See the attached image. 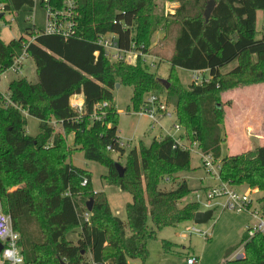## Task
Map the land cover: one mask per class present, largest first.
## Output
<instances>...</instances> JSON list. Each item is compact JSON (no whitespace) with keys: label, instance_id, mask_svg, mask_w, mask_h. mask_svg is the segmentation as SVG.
<instances>
[{"label":"trees","instance_id":"16d2710c","mask_svg":"<svg viewBox=\"0 0 264 264\" xmlns=\"http://www.w3.org/2000/svg\"><path fill=\"white\" fill-rule=\"evenodd\" d=\"M75 37L31 35L27 48L38 79L11 81L10 101L39 122L35 137L26 135V118L13 107L0 106V207L20 234L25 264H146L147 242L163 228L190 222L199 207L182 203L193 190L177 174L191 170V154L172 149V140L153 138L126 150L118 145L119 114L113 104L116 85L132 88L127 111L136 112L148 94L163 95L173 107L185 134L199 143L205 154L219 159L222 182L234 188L256 189L264 202V146L234 156L221 157L223 111L221 94L241 86L264 83V28L257 38L256 14L264 11V0H175L179 6L171 20L156 14L163 0H74ZM5 12L32 8L33 0H0ZM176 29L173 50L167 63V83L162 84L145 64L110 63L100 46L99 35L115 34L118 46L131 44L143 53L151 39L169 28ZM24 37L0 40V71L8 69L20 55ZM235 64L228 73L222 71ZM177 69L206 71L208 83L182 86ZM82 97L84 112L78 116L70 98ZM107 103L101 120H91L96 105ZM72 135L71 146L67 137ZM110 148V149H108ZM106 168L102 177L108 186L131 196L123 221L112 214L107 197L94 192L91 173L71 164L73 153ZM117 156V160L112 155ZM125 157L120 177L115 163ZM121 165V164H120ZM87 181L81 186L82 180ZM170 183L169 188L161 187ZM89 200L88 222L81 214ZM149 221L152 227L149 226ZM76 239L69 240L68 234ZM164 248L170 246L163 241ZM241 245L245 257L229 261ZM222 264H264V237L248 238L229 248Z\"/></svg>","mask_w":264,"mask_h":264},{"label":"rangeland","instance_id":"374dc122","mask_svg":"<svg viewBox=\"0 0 264 264\" xmlns=\"http://www.w3.org/2000/svg\"><path fill=\"white\" fill-rule=\"evenodd\" d=\"M174 1H157L156 14L159 16L163 15L164 18L171 20L169 15L173 14L179 6V3ZM33 2L34 6L32 8L24 7L18 13L14 11L6 12L4 17L0 19V40L3 43L8 44L10 41L20 38L26 30L33 29V26L36 31H41L45 28L47 11L40 0H33ZM207 6L208 4L205 5L204 10H206ZM263 17L264 11H259L256 19L257 30L263 29L261 27V25H264ZM11 19H13L12 22H10ZM175 35L176 29L172 26L169 28L165 39H162V31L160 30L151 39L145 65L149 72L155 74L160 82L165 81L167 83V76L170 70L167 59L172 54ZM257 37L260 38L258 35ZM234 67L235 64H232L226 67L222 73H228ZM177 75L180 83L186 89L192 84L196 86L200 85L204 79L209 78L207 72L197 75L182 69H177ZM21 78H25L31 84L38 82L35 65L30 57L24 59L20 72L7 71L0 76V94L6 98L8 96L9 83ZM164 93L162 92L163 97ZM131 95L132 88L124 85L119 86L113 91V104L119 114L117 134L122 142L127 145L125 148L127 151L134 147L137 148L140 143L147 147L153 138L158 139L160 136L159 129L157 127L151 128V124L146 118L137 117L133 114L132 109L127 111ZM220 100V108L223 111V122L220 127L221 136H223L224 140L221 145L220 158L243 153L245 150L244 146L247 143L264 146V83L250 84L228 90L221 94ZM239 117L240 121L241 117H244L241 122L243 132H240L237 127V118L239 120ZM161 122L166 128L170 127L167 120ZM251 123L253 124V128L250 130ZM25 131L27 136L35 137L39 133L38 120L26 116ZM254 137L259 138V142H254V139H256ZM71 143L72 135H69L67 137V144L71 146ZM112 158L117 160L115 154L112 155ZM124 159L125 157L118 160L121 166L125 162ZM70 162L73 166L91 173V187L93 191L104 193L112 214L124 221L126 219L125 206L131 202V196L121 192L116 187L108 186L104 183L102 177L107 173L106 168L95 162L86 161L81 152L73 153ZM190 168L189 172L176 175L177 179H185L189 188L193 190L182 200V203L190 202L193 197L192 193L203 190L201 188L208 184V176L202 171L201 161L195 153H191ZM211 181L214 184L216 183L213 179ZM170 185L172 184H162L161 187L169 188ZM240 191L245 192L246 190ZM257 196V192H252L250 195L255 208H258V203L256 202ZM204 211L201 210V212ZM252 223L253 219L247 213L238 214L233 211L221 212L220 210H214L212 218L204 224H195L192 220L181 223L176 227L163 228L156 232L155 238L147 242L149 256L146 264H186V259L189 256L198 258V264H222L226 251L238 245L246 226ZM149 226L152 227L150 221ZM191 227H196V229L202 232L208 231L209 236L188 235L186 231ZM67 238L74 241L76 235L70 233L67 235ZM163 241L168 242L170 246L164 248L162 245ZM109 262L111 260H108L106 263L108 264ZM87 264L91 263L88 262ZM129 264H139V262L129 261Z\"/></svg>","mask_w":264,"mask_h":264},{"label":"built area","instance_id":"2783aa9c","mask_svg":"<svg viewBox=\"0 0 264 264\" xmlns=\"http://www.w3.org/2000/svg\"><path fill=\"white\" fill-rule=\"evenodd\" d=\"M40 1L47 11L45 28L41 31H36L33 26V29L25 31L24 35L21 37H24L27 41L22 45L21 54L13 58L12 64L8 69L0 71V76L7 71L14 73L18 71L20 72L24 59L28 58L27 48L36 35L59 36L65 40L77 35L74 0ZM0 13H3V16L0 18L2 19L6 13L3 5H0ZM12 21L13 19L10 20V22ZM31 35L35 36L31 37ZM96 44L101 47L105 58L110 63L124 62L135 64L137 60H140L145 64V60L148 57L147 53H143L141 50L137 49L134 44H131L128 50L120 48L115 34L106 33L104 35H99L96 39ZM151 66L154 67L152 64ZM191 73L198 75L200 73H206V71H193ZM196 80H198V78H196ZM209 81L210 77L204 79L201 84L208 83ZM77 97L78 95H74L70 98V107L77 112L79 117H81L84 112V103L83 101H79ZM0 106L6 108L13 107L25 118L28 116L26 111L10 101L9 95L4 98L0 94ZM106 106L107 103L96 105L95 108L97 109V112L92 114L91 120H101L104 117V113L101 110ZM133 114L137 117L146 118L150 122L151 128L157 127L159 129L160 136L157 140L169 137L172 140V149H179L190 154L195 153L201 161V168L205 175L216 181L214 185L207 187L205 190L194 191L192 193L193 197L190 202L198 205V212H201V210H205L204 212L212 211V216L214 210H220L221 212L233 211L238 214L247 213L253 219V223L246 227L245 232L247 237L250 239L256 234L264 237V202L262 204L257 202L258 208H255L250 197L252 194L250 188H247L245 192H242L230 186L228 183L221 181L219 175L221 168L220 160L214 158L212 154L203 153L199 143L195 140H191V138L185 134L183 128L176 120L173 107L166 103L163 96L158 94H148L145 98L144 104L138 111L133 112ZM163 120L169 122V128L164 126L161 122ZM118 145L121 148L127 147L121 139L119 140ZM86 183L87 181L83 179L81 186H85ZM81 218L85 222L89 221L90 212H88L85 207L81 214ZM186 233L188 235L196 234L204 237L209 236L208 231L202 232L196 229V227L188 228ZM22 252L20 234L14 230L10 216L2 213L0 207V264H25ZM244 257V248L243 245H241L228 260H241ZM186 264H198V258L189 256L186 259Z\"/></svg>","mask_w":264,"mask_h":264},{"label":"water","instance_id":"95a60500","mask_svg":"<svg viewBox=\"0 0 264 264\" xmlns=\"http://www.w3.org/2000/svg\"><path fill=\"white\" fill-rule=\"evenodd\" d=\"M213 7H214V2L213 1H210L209 3H208V6H207V8H206V10H205V18H208L209 17V15L211 14V12H212V10H213ZM3 16V13H0V18ZM162 84H166V82L165 81H162L161 82ZM119 87V84H117L116 85V88H118ZM115 168H116V170H117V172H118V174H119V176L121 177L122 175H123V172H124V169H123V167L120 165V164H118V163H115ZM92 203H93V201L92 200H89L88 202H87V204H86V210L88 211V212H91L92 211ZM212 218V211H206V212H197L195 215H194V217H193V222L195 223V224H204V223H206L208 220H210ZM63 264V263H62Z\"/></svg>","mask_w":264,"mask_h":264},{"label":"crops","instance_id":"0c3cea01","mask_svg":"<svg viewBox=\"0 0 264 264\" xmlns=\"http://www.w3.org/2000/svg\"><path fill=\"white\" fill-rule=\"evenodd\" d=\"M259 12V11H258ZM257 12V13H258ZM264 18V17H263ZM262 18V19H263ZM256 19H257V14H256ZM256 22H257V20H256ZM264 22V21H263ZM261 27H263L264 28V25L262 26L261 25ZM256 31L258 32V36H260V38H261V36H262V34H261V31L262 30H257L256 29ZM258 38V37H257ZM259 39V38H258ZM77 99L79 100V101H83V99H82V97L81 96H79L78 95V97H77ZM84 103V102H83ZM244 119V117H241V121H240V117H239V120H238V118H237V127H238V129H239V131L240 132H243L244 130H243V126H242V120ZM253 128V124L251 123V126H250V130ZM244 135H245V132H244ZM243 135V136H244ZM254 136H258V135H254ZM254 138H256V137H254ZM246 139H247V136H246ZM255 141H257V142H259V138H256V139H254V142ZM255 143H253L252 145H250V143H247V144H245V146H244V148H245V150H244V152L243 153H245L246 151H249V150H253V149H255L256 147H260L261 145H254ZM263 146V145H262ZM241 154V153H240ZM236 155H238V154H236ZM234 156V155H233ZM203 171V170H202ZM204 172V171H203ZM205 174V173H204ZM208 179V184L206 185V186H204V187H202L201 189H204V188H207V187H209V186H212V185H214V183H212V179H210L209 177H207ZM203 182V181H202ZM235 189H237L238 191H240V190H246L247 188L246 187H238V188H235ZM255 190V191H254ZM251 191L252 192H257L258 193V196L256 197V202H258L257 201V199L258 198H260V193L256 190V189H251ZM94 192H96V191H94ZM249 225H251V224H249ZM248 225V226H249ZM247 227V226H246ZM245 230H246V228H245ZM90 262V261H89ZM91 264H93L92 262H90ZM105 264H107V263H105ZM108 264H112V262H109Z\"/></svg>","mask_w":264,"mask_h":264}]
</instances>
